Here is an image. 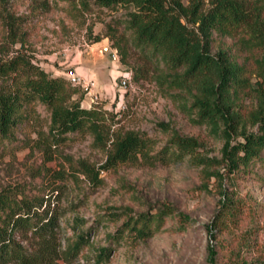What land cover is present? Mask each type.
<instances>
[{
	"label": "rangeland",
	"instance_id": "rangeland-1",
	"mask_svg": "<svg viewBox=\"0 0 264 264\" xmlns=\"http://www.w3.org/2000/svg\"><path fill=\"white\" fill-rule=\"evenodd\" d=\"M246 1L257 9L261 36L212 33L209 45L212 55L223 52L243 66L254 89L264 79V0ZM208 3L204 0L205 10ZM127 12L120 6L106 10L95 0H0V56L21 50L49 76L72 85L83 108L106 113L116 134L136 132L152 142L147 160L139 157L104 170L106 151L87 135H69L59 148L44 150L37 131H47L49 116L36 104L38 120L21 123L13 136L0 141V191L33 196L48 182L63 187L56 195L60 248L81 233L89 244L54 264H95L101 249L108 253L101 264H208L210 246L217 264L233 257L264 264V166L255 162L226 179L222 128L215 132L197 124L193 96L170 84L173 72L151 48L137 43L127 28ZM12 23L20 29L21 49L9 38ZM114 39L125 49L123 58ZM73 78L80 81L73 83ZM260 100L249 92L234 101L238 134L258 133L253 115ZM174 136L194 140V153L179 157L171 147ZM83 165L98 172L99 185L82 173ZM55 172L64 173L63 181L50 178ZM229 199L234 215L223 212L212 240L208 227ZM165 208L174 214L158 222L156 215ZM143 215L151 217V234L141 238L131 227ZM179 215L189 219L183 226Z\"/></svg>",
	"mask_w": 264,
	"mask_h": 264
},
{
	"label": "trees",
	"instance_id": "trees-1",
	"mask_svg": "<svg viewBox=\"0 0 264 264\" xmlns=\"http://www.w3.org/2000/svg\"><path fill=\"white\" fill-rule=\"evenodd\" d=\"M95 3L106 10L119 6L127 9V28L137 43L151 48L153 55L173 72L170 84L193 96L197 124H208L215 132L222 128V161L228 181L255 162L264 166V79L253 89L243 76V66L229 61L223 52L212 55L209 45L212 33L231 35L240 31L255 38L261 36L262 24L256 8L246 0H209L208 10L204 9V0H188L187 4L182 0H95ZM9 32L11 43H21L20 49L23 48L18 25L12 23ZM113 44L123 58L124 47L115 39ZM249 92L261 97L253 115L258 133L238 134L239 116L234 111V101ZM76 94L77 90L65 79L49 76L21 50L0 56V141L13 136L21 123L38 120L33 106L39 104L49 116L47 131H37L38 142L44 150L59 148L69 140V135H87L96 148L106 151V161L101 167L104 170L139 157L147 160L152 146L149 138L136 132L116 134L106 113L96 107L83 108L74 99ZM171 147L182 157L192 155L197 145L192 139L174 136ZM82 167V173L99 185L98 172ZM64 177L60 172L50 176L58 181ZM48 184L42 193L33 196L9 188L0 191V264H54L60 258H73L89 244L81 233L64 250L60 248L61 213L56 195L62 193L63 187L55 188L54 181ZM233 207L234 202L229 199L208 227L212 240L219 231L223 212L233 216ZM173 214L165 208L156 215V220L161 222ZM188 220L178 216L182 226ZM150 222L151 217L143 215L131 228L136 236L148 237ZM107 257V251L101 249L95 264H101ZM207 261L217 264L213 246L208 249ZM225 264L249 263L233 257Z\"/></svg>",
	"mask_w": 264,
	"mask_h": 264
},
{
	"label": "built area",
	"instance_id": "built-area-1",
	"mask_svg": "<svg viewBox=\"0 0 264 264\" xmlns=\"http://www.w3.org/2000/svg\"><path fill=\"white\" fill-rule=\"evenodd\" d=\"M114 57H116V54H114ZM77 81L79 82L80 79H76V78H73V79H72V82H73V83H75V82H77ZM124 84H125V83H124ZM89 85H90V86H94L93 83H89Z\"/></svg>",
	"mask_w": 264,
	"mask_h": 264
}]
</instances>
